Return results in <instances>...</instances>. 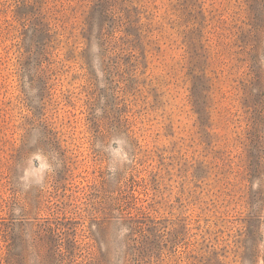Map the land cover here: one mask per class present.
Wrapping results in <instances>:
<instances>
[{
    "label": "rangeland",
    "instance_id": "obj_1",
    "mask_svg": "<svg viewBox=\"0 0 264 264\" xmlns=\"http://www.w3.org/2000/svg\"><path fill=\"white\" fill-rule=\"evenodd\" d=\"M0 264H264V0H0Z\"/></svg>",
    "mask_w": 264,
    "mask_h": 264
}]
</instances>
